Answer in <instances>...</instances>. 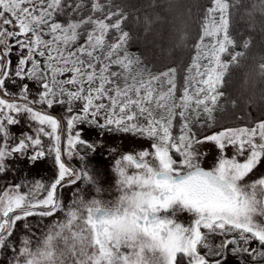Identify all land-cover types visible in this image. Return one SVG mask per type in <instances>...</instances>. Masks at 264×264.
I'll use <instances>...</instances> for the list:
<instances>
[{"label": "snow or ice", "instance_id": "1", "mask_svg": "<svg viewBox=\"0 0 264 264\" xmlns=\"http://www.w3.org/2000/svg\"><path fill=\"white\" fill-rule=\"evenodd\" d=\"M233 7L204 8L181 77L129 53L130 16L112 0H0V90L13 98H0V177L19 161H48L51 172L48 183L0 188L6 264H264V172L254 175L264 119L205 134L244 55L234 49L251 43L230 35ZM253 7L264 30V0ZM22 123L28 130L14 133ZM114 137L149 143L124 152ZM206 144L217 152L211 170L201 166ZM106 182L108 203L98 198Z\"/></svg>", "mask_w": 264, "mask_h": 264}, {"label": "trees", "instance_id": "2", "mask_svg": "<svg viewBox=\"0 0 264 264\" xmlns=\"http://www.w3.org/2000/svg\"><path fill=\"white\" fill-rule=\"evenodd\" d=\"M112 2L124 7L130 16L125 25V30L130 31L134 37L128 48L129 53L146 59L148 67L154 72L164 71L167 67H176L180 70L179 75L182 77L185 66L195 55L193 44L198 39L197 33L202 23L204 8L211 5V0H112ZM260 2L261 0H234L235 7L231 10L230 35L238 44L243 39H250L251 43L247 49L240 46L234 49V51L243 52L244 55L239 58L238 64H230V73L226 78L227 83L221 89L222 91L227 89L226 97L221 99L219 109L213 114L215 120L212 128L206 130L205 133L227 127L252 126L254 121L264 119L263 105H253L245 113L239 108L236 109L237 103L234 94V91L240 86V82L246 88L247 85H252L246 89L250 93L249 101L252 102L251 94L259 93L260 84L264 82L262 79L258 81L257 85H254L256 76L259 75L257 70L259 67L264 75V68L261 67L264 65V35H261L264 30L255 26V23H259V8L253 7V5L258 6ZM178 5H180V11H187L189 20V27L184 32L182 45L177 52L168 55L155 54L152 48L157 47L160 51L168 50L171 48L170 42L166 38H160L161 36L154 37L152 31L146 33L145 29H141L142 22L145 28L154 20L160 21V25L165 27L168 25L169 11ZM145 35L148 36L147 42L143 39ZM222 58L230 59L228 53H225ZM253 88L255 92L252 91ZM229 259L236 258L229 256ZM245 259L248 258L245 257Z\"/></svg>", "mask_w": 264, "mask_h": 264}, {"label": "rangeland", "instance_id": "3", "mask_svg": "<svg viewBox=\"0 0 264 264\" xmlns=\"http://www.w3.org/2000/svg\"><path fill=\"white\" fill-rule=\"evenodd\" d=\"M174 8L169 11V20L167 21L168 25H166L165 27L164 25L162 26L160 25L161 23L160 21L158 22L157 20H154L152 24H149L148 27L145 28L144 23L142 22L143 26H141V29H145V32H146V29H149V31H147L146 33H150L152 31V34H154V37L158 38L159 36H161L160 38H166V40L170 42L171 48H169L168 50L160 51L157 47H154V49L152 48V51H154L155 54L168 55L172 52H177L180 46L182 45V37L185 36L184 32L189 27L188 14H187V11H180L181 10L180 5ZM255 24H256L255 25L256 27L258 28L260 27L259 23H255ZM11 60H12V68L14 70L16 61H17V56L12 55ZM257 70L259 72V75L257 76L255 75L257 79H255L256 84L254 83V85H257L258 81L264 79V75L262 73L261 68L259 67V69ZM9 87H10V91H15V89L11 88V86ZM248 87H252V85H249V86L247 85V88H246V86L244 84L242 85V82H240V86H238V88L234 91V94L236 97L235 101L237 103V106H235V108L236 109L239 108L243 113H245L249 108L253 107V105L259 104V105L264 106V82L260 84L259 88L261 90L259 93L256 92V93L251 94V96L253 97L252 102L249 101V98H248V95L250 94L249 91H246ZM252 91L255 92L254 88ZM0 98L9 100V101L13 99L10 96L4 95L2 90H0ZM60 112L61 110L57 108L54 110L53 114L59 116ZM28 127L29 126L22 123L19 126L13 127L12 131L14 133H20L21 131L28 130ZM238 127H250V126H235V127H227V128H238ZM223 129L225 128H222L220 130H223ZM220 130H217V131H220ZM211 132H214V131H210L205 134H210ZM59 134H61L62 136V146H63V138L65 135V125L64 124H61V127L59 129ZM44 142H45V145H47L49 141L47 140V138H44ZM108 143L109 145L121 146L124 152H128L130 149L134 147L135 148L147 147L149 142L136 141V140H133L132 138H125L121 140V139L114 137L113 139L109 140ZM204 148L208 149V157L206 160H203L201 162V166L206 169L211 170V168L214 165L215 158L217 157V152H216V149L212 147L211 145L206 144L204 145ZM226 154L228 157H231L233 155V149L229 147L226 150ZM239 159L243 160V157H240ZM69 163L72 166H75V162L70 161ZM102 163L105 168V173L107 174V171H108L107 166H108L109 161L105 159ZM132 171H133L132 169H129L130 173ZM262 172H264V164H262L255 171L254 175L259 176ZM50 175H51L50 164L48 161L38 162L35 166L29 165L25 161H19L13 165L11 171H9L5 176L0 177V188H2L5 184H7L10 181L15 182V183H21V184H24L25 182H27L28 184H31L35 180L39 179V180H43L45 183H48L50 179ZM251 178L252 177H249V179ZM110 179L111 177H109V180ZM22 191H27V188H23ZM65 194L66 196H63V199H65L66 202H70V197L72 196V190H64L63 195ZM82 194L85 195V198H87V194H84V193ZM98 198L104 201L105 203H108L110 200L114 198V190H109L107 188V182L105 184V191L102 194H100ZM60 215L62 216V214ZM36 219L38 220L39 218H36ZM177 219H178V222L185 223V224L190 221V217L187 214H180L177 217ZM20 234H21V230L18 228L17 235H20ZM41 235H42V232L39 229H37V237ZM35 245H36V240L33 241V247H35ZM7 259H11V257L9 256L7 257ZM0 264H6V258H5L4 253H0ZM227 264H237V259L228 258Z\"/></svg>", "mask_w": 264, "mask_h": 264}, {"label": "flooded vegetation", "instance_id": "4", "mask_svg": "<svg viewBox=\"0 0 264 264\" xmlns=\"http://www.w3.org/2000/svg\"><path fill=\"white\" fill-rule=\"evenodd\" d=\"M63 196H66V194L65 195H63ZM65 200V199H64ZM217 239H219V238H217ZM254 246V245H253Z\"/></svg>", "mask_w": 264, "mask_h": 264}, {"label": "water", "instance_id": "5", "mask_svg": "<svg viewBox=\"0 0 264 264\" xmlns=\"http://www.w3.org/2000/svg\"><path fill=\"white\" fill-rule=\"evenodd\" d=\"M204 168V167H203ZM204 169H206V168H204ZM206 170H209V169H206Z\"/></svg>", "mask_w": 264, "mask_h": 264}]
</instances>
